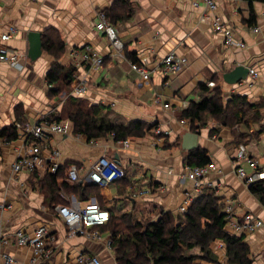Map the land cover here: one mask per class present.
Listing matches in <instances>:
<instances>
[{
  "label": "crops",
  "instance_id": "crops-1",
  "mask_svg": "<svg viewBox=\"0 0 264 264\" xmlns=\"http://www.w3.org/2000/svg\"><path fill=\"white\" fill-rule=\"evenodd\" d=\"M195 1L0 0V33L7 32L10 26L17 28L7 45L19 55L17 66L0 64V132L23 123L33 127L53 122L73 101L104 107L103 115L112 124L145 123L151 127L150 131L141 138L128 139L126 146L112 136L88 141L85 136L75 134L69 123L65 134H46L39 148L45 164L56 161L59 166L76 165L80 183L96 186L99 198L92 196L86 202L95 200L104 211L127 212L150 222L157 221L160 212L179 214L185 192L193 186L182 176L186 167L195 165L186 161L190 151L182 149V136L187 132L197 134L194 150L205 151L209 163L218 169L204 176L202 190L212 192L221 201L223 214L226 206L231 205L235 219L251 214L262 222L254 232L235 236L243 237L252 264H264V205L250 192V185H245L235 173L238 166L247 174L252 173L246 162L235 159L239 146L245 147L249 158L257 159L258 169L264 172V4L213 0L216 9L209 11L201 4L193 6ZM129 8L132 14L120 19ZM100 10H108L114 16L112 26L123 46L120 57L104 34L96 30ZM215 19L224 25V33L214 31ZM225 32L245 47H224ZM30 33H39L41 42L56 35L63 45L57 63L65 72H71L72 83L68 87L62 84L54 97L50 95L52 88L46 74L56 58L42 48L38 58L29 59ZM84 47L102 59L100 68L72 59V51ZM169 54L185 58L187 64L179 73L166 76L161 65ZM132 63L142 66L146 73L133 71ZM238 67L248 69L246 78L226 83L224 75ZM78 83L84 85V93L74 97L72 91ZM200 86L210 91L218 88L224 107L232 97H241L253 108L246 117L240 115V124L233 128L208 118L204 127L192 131L189 122L180 123L181 113L191 103L200 101ZM155 98L160 104H154ZM69 99L73 101L68 102ZM163 104L169 108H163ZM16 133V139L11 141L0 138V236L7 240L1 252L12 257L16 264H45L33 248L17 247L13 238L16 230L32 233L43 225L55 238L50 242L53 254L48 264H71L80 253L98 257L100 264H116L113 251L106 244L110 239L108 233L97 230L98 239L68 234L55 211L56 206L63 204L49 209L48 200L39 190L36 176L41 178L42 171L36 174L12 171L16 158L26 152L28 145L35 144L33 139L28 142L23 138L19 129ZM53 150L60 153L57 160L51 158ZM101 157L116 164L124 179L119 181L102 172L107 185L99 187L91 183L89 174ZM141 189L148 194L130 198V192ZM64 197L79 202L75 195L63 194L62 200ZM225 231L232 233L229 226H225ZM211 250L218 264H226L221 242H215ZM0 264H4L1 258ZM194 264L211 263L197 260Z\"/></svg>",
  "mask_w": 264,
  "mask_h": 264
},
{
  "label": "trees",
  "instance_id": "trees-1",
  "mask_svg": "<svg viewBox=\"0 0 264 264\" xmlns=\"http://www.w3.org/2000/svg\"><path fill=\"white\" fill-rule=\"evenodd\" d=\"M246 1L251 4H264V0ZM104 14L107 21L113 25V14L108 10H104ZM131 14L132 10L129 8L121 14L120 19L124 20ZM41 43L42 48L56 58V62L46 74V81L52 88L50 95L54 97L60 92L62 84L66 87L71 85V72H65L57 63L64 50L58 36L46 37ZM199 90L200 101L191 103L181 113V118L189 122L192 131L204 127L208 118L233 128L240 124L239 116L246 117L253 108L241 97H232L224 107L218 88L210 91L205 86H200ZM71 101L73 100L69 99L68 102ZM103 111L102 106H84L73 101L53 122L66 119L71 123L73 132L85 136L88 141L107 136H112L116 142L136 139L143 137L151 129L145 123L137 121L112 124L103 115ZM16 137L15 127L0 132V138L7 141ZM240 137L236 135V138ZM186 161L190 166L193 162V166L209 163L205 151L202 150L190 151ZM69 166L70 164L59 166L54 174H44L41 178L36 176L39 190L48 200L49 209L58 204H65L61 198L63 194L75 195L79 202H86L92 196L99 198L96 186L74 183L68 179ZM123 179L124 177L120 180ZM249 190L260 204L264 205V179L250 185ZM222 208L221 201L212 192L204 190L184 213L172 215L160 212L157 221L142 223L130 213L108 209L109 220L103 226L92 229L109 234L116 264H193L197 260L218 264L211 250L215 242L223 244L226 264H252L249 258L250 250L243 237L225 231L226 216L222 213ZM194 248L199 249V255H187V252Z\"/></svg>",
  "mask_w": 264,
  "mask_h": 264
},
{
  "label": "built area",
  "instance_id": "built-area-1",
  "mask_svg": "<svg viewBox=\"0 0 264 264\" xmlns=\"http://www.w3.org/2000/svg\"><path fill=\"white\" fill-rule=\"evenodd\" d=\"M203 5L209 11H215L216 5L213 0H197L193 3V6L199 7ZM98 22L96 24V30L103 33L107 41L110 43L112 49L118 53V57L121 55L122 44L117 38V34L113 26L107 21L105 14L100 12L97 14ZM213 28L215 32H223L225 27L218 20L215 19L213 23ZM17 33V29L14 26H10L8 31L5 33H0V64H7L11 67L17 66L19 62L18 53L11 49L7 42L12 39ZM224 33V32H223ZM223 45L226 48H239L245 47V44L235 41L227 32H225ZM72 58L76 62H86L89 63L94 68H100L102 65V59L98 58L95 53H93L90 48L86 47L78 53H72ZM80 61H79V60ZM120 60V58H118ZM187 64L185 58L179 57L175 54H169L162 61L161 71L164 75H175L182 71ZM130 68L140 75H144L145 69L136 64H130ZM250 75L254 76L252 70H250ZM212 86V84H209ZM84 85L78 83L73 88V94L84 93ZM154 104H160L158 98L154 99ZM163 108H169L168 104H163ZM184 124V121L180 122ZM69 125L67 123H53L43 126L42 124L35 125L33 127L16 125V128L23 133V136H27L29 139H33L35 144L30 145L26 153L17 157V161L12 165V171L16 174L21 172L27 173H38L43 172L44 174H54L59 168V164L53 161L49 164H45L40 157V142H44L46 138V132L65 134L68 131ZM157 134H160L156 131ZM168 135V132H165ZM39 142V144H37ZM121 146H126L127 141L118 142ZM59 152L53 150L51 153V158L57 160L59 157ZM237 162H246L252 169L251 174H247L245 170L238 166L235 169L237 177L242 180L245 185H252L257 181L264 179V172L258 169V161L251 159L247 156L245 147L239 146L237 148V153L235 155ZM102 172H108L114 179L120 180L123 178V171L113 162L105 157H101L94 164L92 171L89 174V181L99 187H104L107 185V181L102 176ZM211 172H218L217 167L214 163L210 162L203 166L186 167L185 173L182 176L183 180H189L192 182L193 186L185 192V199L179 208V213H184L202 194V179L205 175ZM68 179L74 183H80V174L76 165H71L68 169ZM148 194L146 189H141L138 191L130 192V198L136 199ZM65 204L55 207L57 215L64 221L68 234L70 236H84L90 239H98L100 237L99 232L94 227L103 226L109 220V214L107 211L102 210L95 200H90L84 204H81L73 197H64ZM9 208V206H7ZM232 206L227 205L225 208L226 216V226H229L232 233H252L262 226V222L254 218L251 214H245L241 219L237 220L232 215ZM231 233V234H232ZM13 238L15 245L17 247H31L34 252L42 258L45 264H48V260L53 254L50 242L55 238L51 235L46 228V226H38L33 230L32 233H27L20 229L14 232ZM7 244L5 237L0 236V258L3 260L4 264H16L12 257L1 252V248ZM107 247L111 248L110 239L107 241ZM71 264H100L98 257L89 254H78Z\"/></svg>",
  "mask_w": 264,
  "mask_h": 264
},
{
  "label": "water",
  "instance_id": "water-1",
  "mask_svg": "<svg viewBox=\"0 0 264 264\" xmlns=\"http://www.w3.org/2000/svg\"><path fill=\"white\" fill-rule=\"evenodd\" d=\"M28 41H29L28 57L31 60H35L36 58H38V56H40V53L42 51L40 34L30 33L28 35ZM247 74H248V69H243L241 67H238L232 72L225 74L224 81L226 83L233 84L241 80H244ZM197 138H198L197 134H193L190 132L185 133L182 136V149L186 151L194 150L196 148Z\"/></svg>",
  "mask_w": 264,
  "mask_h": 264
},
{
  "label": "rangeland",
  "instance_id": "rangeland-1",
  "mask_svg": "<svg viewBox=\"0 0 264 264\" xmlns=\"http://www.w3.org/2000/svg\"><path fill=\"white\" fill-rule=\"evenodd\" d=\"M100 12L104 13V10H100V11H98L97 14L100 13ZM97 19H98V18H97ZM97 22H98V21H97ZM16 29H17V28H16ZM84 48H86V47H84ZM84 48L76 49V50L72 51V53H78V51H80V50H82V49H84ZM82 94H83V93H82ZM82 94H79V95H78V94H74L73 96H74V97H79V96H81ZM66 109H67V107H66ZM61 115H62V114H61ZM61 115H59V116H61ZM181 121H184V124H183V125H186L187 122H188L187 120H184V119L181 120ZM181 121H180V122H181ZM53 123H67V124L69 125L70 122L66 120V121H59V122H49V123H45V124H42V125L45 126L46 124L49 125V124H53ZM21 126H24V127H25V126H28V125L25 124V125H21ZM29 127H30V126H29ZM30 128H31V127H30ZM16 129L18 130V128H16ZM49 133H50V132H46V134H49ZM23 138H26V140H28V142H30V139H29L27 136L24 135ZM3 140H5V141L7 142L6 139H3ZM92 141H93V140H92ZM122 141H127V140H122ZM122 141H119V142H122ZM29 146H30V145H28V147H29ZM28 147L25 148V151L27 150ZM25 153H26V152H25ZM252 159H254V158H252ZM17 160H18V159L16 158V160L14 161V163H15ZM255 160H257V159H255ZM14 163H13V164H14ZM13 164H12V165H13ZM258 164H260V163L258 162ZM70 166H71V165H70ZM70 166H69V167H70ZM42 176H43V175H42ZM257 182H258V181H257ZM244 184H245V183H244ZM202 191H203V190H202ZM134 218H136L137 220L141 221L142 223L150 222V221H148L149 219H144V218L136 217V216H135ZM19 230H20V229H19ZM16 231H17V230H16ZM16 231H15V232H16ZM199 253H200V252H199V249H198V248H194V249L189 250V251L187 252V255L198 256ZM193 264H194V262H193Z\"/></svg>",
  "mask_w": 264,
  "mask_h": 264
},
{
  "label": "bare ground",
  "instance_id": "bare-ground-1",
  "mask_svg": "<svg viewBox=\"0 0 264 264\" xmlns=\"http://www.w3.org/2000/svg\"><path fill=\"white\" fill-rule=\"evenodd\" d=\"M32 175V174H31Z\"/></svg>",
  "mask_w": 264,
  "mask_h": 264
}]
</instances>
